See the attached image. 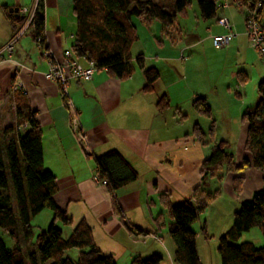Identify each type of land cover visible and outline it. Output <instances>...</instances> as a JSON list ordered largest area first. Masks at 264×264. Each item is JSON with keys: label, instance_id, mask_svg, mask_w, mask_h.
Listing matches in <instances>:
<instances>
[{"label": "crops", "instance_id": "0c3cea01", "mask_svg": "<svg viewBox=\"0 0 264 264\" xmlns=\"http://www.w3.org/2000/svg\"><path fill=\"white\" fill-rule=\"evenodd\" d=\"M153 1L168 8L175 0ZM39 3L43 8L45 49L33 42L30 31L25 32L27 18L33 16ZM72 3L73 0H0V51L24 31L11 52L0 54V128L13 124V106L7 94L20 90L41 128L43 166L56 179L53 202L72 222L71 226L56 225L68 234L79 222H85L95 246L116 264H130L135 257L147 259L153 255L161 258L160 264H173L174 245L165 230L169 224L157 229L153 223L158 214L165 213L158 198L167 194L171 204H179L200 185L201 164L212 144L195 141V125L206 133L213 122L215 141L227 143V153L235 165L249 161L244 152L247 125L241 117L256 106L259 97L248 99L243 83L248 68L256 87L264 80V66L259 63L262 57L249 63L247 57L254 53L245 46L244 30L236 24V35L228 43L233 44L229 50L235 49V62L228 51L216 52L212 57L206 54L211 38L225 34L216 25L217 20L233 17L232 0H222L216 26L204 24L203 38L199 36L201 31L197 32V19L190 28L181 26L177 18L171 39L161 35L158 23L146 26L134 20L138 42L131 55L135 59L141 54L144 67L157 71L159 78L152 93L142 92L145 81L138 70L124 81L100 71L88 81H70L61 89L45 80L44 74L51 64L61 60L63 52L70 50L76 33ZM225 4L228 6L223 7ZM1 6L6 8V14L24 19L16 34ZM240 52L244 53L242 61ZM161 95H166L168 108L159 112L156 101ZM197 97L204 100L210 118L194 111L192 102ZM112 150L120 153L138 175L135 182L115 195L124 221L140 231L137 235L113 214L106 188L93 182L94 159ZM237 177L243 178L240 195L232 190V181ZM262 177L252 168L228 173L221 184L210 180L208 189L220 186V196L226 193L240 204L261 189ZM195 233L197 243L199 233Z\"/></svg>", "mask_w": 264, "mask_h": 264}, {"label": "trees", "instance_id": "16d2710c", "mask_svg": "<svg viewBox=\"0 0 264 264\" xmlns=\"http://www.w3.org/2000/svg\"><path fill=\"white\" fill-rule=\"evenodd\" d=\"M221 1L198 0L199 18L202 21L215 20ZM72 4L76 21V33L70 46L72 55L79 61L93 63L96 72L105 71L109 77L120 81L131 78L138 70L145 81L142 92L152 93L159 78L157 71L144 67L141 54L135 59L131 55L138 42L134 20L146 26L158 23L161 35L171 39L176 19L187 16L190 2L175 0L168 8L153 0H73ZM231 5L244 10L245 23L252 15L264 36V0H237ZM1 8L16 34L24 19L8 15L6 8ZM26 31L31 32L32 40L39 48L45 49L40 3ZM256 90L259 97L256 106L241 117L247 125L244 152L249 161L244 160L239 167L235 165L227 153V143L215 141L213 122L206 133L195 125L192 130L195 141L203 145L212 144L207 159L201 164L200 185L189 199L179 204H171L167 194L158 198L170 220L167 234L174 245L173 264H201L196 250V233L191 227L200 221L209 205L220 195V186L210 191L208 182L214 180L221 184L225 174L251 168L263 175L261 189L240 203L239 209L233 213L231 227L219 237L217 251L221 264H264V245L256 247L251 242L239 246L229 244L236 243L242 234L252 229H257L264 239V80L258 83ZM7 96L13 106L14 121L10 126L0 128V231L11 240V245L7 247L0 239V264H116L95 246L85 222H79L68 234L61 228L71 226L72 222L52 199L56 192V179L43 166L42 132L36 113L20 90L9 92ZM192 107L198 115L210 118V111L202 98H195ZM156 108L159 112L168 108L166 95L157 99ZM94 161V175L105 182L103 187L110 195L113 214L130 233L139 234L140 231L130 228L124 221L115 196L137 180V173L115 150L103 153ZM242 184L243 178L233 179L232 190L236 195L241 194ZM44 210L51 212V223L47 230L34 236L31 220ZM163 219L162 214L153 219L157 229L165 227ZM200 231L207 239L204 222ZM24 245L29 249L24 250ZM160 263L161 258L153 255L147 259L135 257L130 264Z\"/></svg>", "mask_w": 264, "mask_h": 264}, {"label": "rangeland", "instance_id": "374dc122", "mask_svg": "<svg viewBox=\"0 0 264 264\" xmlns=\"http://www.w3.org/2000/svg\"><path fill=\"white\" fill-rule=\"evenodd\" d=\"M187 1L190 2V7L187 10V16L185 18H181V17L178 18V23L180 25L186 24V25H188V27L192 28L193 25L195 24L196 19L199 20L200 28L198 29L197 32L201 31L199 33V36L202 38L204 37V33H205L204 32V28H205L204 24H208V25H212V26L213 25L219 26L217 24V22L215 25V20L202 21L199 18V11H198V6H197L198 0H187ZM219 5H220V3H219ZM230 7H231L230 9L232 11L231 13H232L233 17H229L228 20H229L230 25L232 26V32L236 35V30L234 27V24H236L238 27H240V29L242 28L244 30V36H245L246 26H245V21H244V16H243L244 10L239 11L240 9H237V7H234L233 5H231ZM218 14H220L219 8L217 11V15ZM244 40H245V46L251 52L254 53V56L249 55L247 57L249 63H251V62L255 61V59H258L260 56H259L258 51L251 48L248 45L246 37L244 38ZM232 46H233V44L231 43L230 45H227L221 49H215L212 46V41L210 40V46L208 48L206 47L207 48L206 54L212 57V55L215 54L216 52H221V51L227 52L228 51L230 54V56H229L230 60L235 62V60H236L235 49L229 50V48H232ZM4 48H3V50L0 51L1 53L6 52L4 50ZM242 53L243 52H240V54L238 56L241 61L244 59V56L242 55ZM259 63H261V65L264 66L263 58L259 61ZM254 68L256 69L255 66H254ZM247 75H248L247 80L243 84L245 86H247V88H246L247 98L251 99L253 97V95L256 97L258 94H257L256 86H255V83H256L255 80L252 79V81H251V79L249 77V75H250L249 68H248V74ZM254 86H255V88H254ZM239 205L240 204L238 203V201L234 200L228 194L223 193L221 196L219 195V197L209 205V207L206 209L204 214L201 216L200 221H198L192 225V227H191L192 230L194 232L199 233L196 244H197V251H198V255H199L201 264H221L220 257H219L218 251H217L218 244H219L218 240H219L220 235L224 234L231 227L232 222H233V213L239 209ZM160 210L162 211V209H160ZM158 212H159V210H158ZM163 218H164L163 219L164 224L168 225L170 223V220L165 213H163ZM51 220H52V216H51V212L49 210H44L39 215L34 217L31 220V225L34 227L33 228L34 236L39 231L47 230V228L49 227V225L51 223ZM202 222H205L206 235L208 236L207 239L204 238V236L201 234V231H200ZM167 229L168 228L165 227L166 232H167ZM0 239L3 240L4 244L7 247H10L11 240L2 231H0ZM169 240H170V238H169ZM31 241L34 242V238H32ZM170 242H172V241L170 240ZM244 242H252L257 247H261V246H259L260 242H263V245H264V239H263L261 233L257 229H252L249 232L242 234L241 238L236 243L229 242V244L234 245V246H239L241 243H244ZM27 246L28 245L23 246L24 250L29 249Z\"/></svg>", "mask_w": 264, "mask_h": 264}, {"label": "built area", "instance_id": "2783aa9c", "mask_svg": "<svg viewBox=\"0 0 264 264\" xmlns=\"http://www.w3.org/2000/svg\"><path fill=\"white\" fill-rule=\"evenodd\" d=\"M237 0H232L236 2ZM225 4L223 7H227ZM25 13V10H23ZM32 16L27 18L26 24L28 25ZM217 24L225 31L224 35L212 37V45L215 49H221L228 45L229 41L235 37L232 32V26L229 21L225 18H219ZM245 37L248 45L258 51L259 55L263 58L264 62V36L261 26L256 22L254 17L250 15L246 23ZM21 30L19 34L17 33L12 41L4 48L6 52H11L13 44L22 35ZM1 54V52H0ZM94 73H96V68L91 62H84L82 65L78 59H76L70 50L63 52L62 58L59 62L53 63L49 66L46 74H44V79L57 84L61 89L64 88L70 81L81 82L90 80ZM93 182L99 186H105L104 181H100L95 175L93 176Z\"/></svg>", "mask_w": 264, "mask_h": 264}, {"label": "water", "instance_id": "95a60500", "mask_svg": "<svg viewBox=\"0 0 264 264\" xmlns=\"http://www.w3.org/2000/svg\"><path fill=\"white\" fill-rule=\"evenodd\" d=\"M9 12H10V13H12V11H11V10H10ZM14 13L16 14V13H17V11H14Z\"/></svg>", "mask_w": 264, "mask_h": 264}]
</instances>
